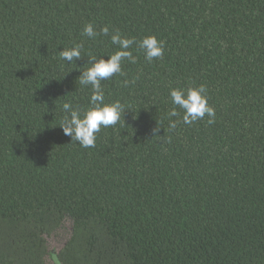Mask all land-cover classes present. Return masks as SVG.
<instances>
[{
	"label": "trees",
	"instance_id": "16d2710c",
	"mask_svg": "<svg viewBox=\"0 0 264 264\" xmlns=\"http://www.w3.org/2000/svg\"><path fill=\"white\" fill-rule=\"evenodd\" d=\"M117 30L136 63L101 83L126 111L83 148L61 106H88L77 77ZM201 84L214 123L171 128L170 90ZM0 264H264V0H0Z\"/></svg>",
	"mask_w": 264,
	"mask_h": 264
},
{
	"label": "clouds",
	"instance_id": "9594fccd",
	"mask_svg": "<svg viewBox=\"0 0 264 264\" xmlns=\"http://www.w3.org/2000/svg\"><path fill=\"white\" fill-rule=\"evenodd\" d=\"M109 32L108 26L101 29V33L105 36H108ZM101 33L95 30L93 23H87L82 35L92 39ZM111 43L118 45V50L99 59L89 53L87 64L91 66L80 71V75L77 77L82 87H91L88 106L82 108L79 105H74L71 101H65L61 106L63 116L59 127L65 136L70 137L71 141L77 142L83 148L94 147L97 140L96 134L100 132L101 128L116 125L126 111L125 105L119 100L106 102L105 91L101 82L110 79L117 73L124 75L122 70V62L124 60L136 63V57L129 50L136 41L134 38L122 37L117 30L111 35ZM138 47L144 51L145 58L149 62L154 58L162 57L164 54V42L155 35L144 37L139 42ZM82 49L83 43L65 47L62 51H59V57L66 62H76L82 59ZM122 83L127 86L129 83H135V80H124ZM206 91L207 89L203 84L198 87H189L187 89L177 87L170 90L169 95L172 104L184 111L182 121L170 119L171 128H176L180 122L191 125L203 119L205 115L209 117V124L214 123L215 109L209 105L208 97L205 94ZM168 116L169 118L179 117L180 113L176 110V107H173ZM153 131L158 132L157 129Z\"/></svg>",
	"mask_w": 264,
	"mask_h": 264
},
{
	"label": "rangeland",
	"instance_id": "374dc122",
	"mask_svg": "<svg viewBox=\"0 0 264 264\" xmlns=\"http://www.w3.org/2000/svg\"><path fill=\"white\" fill-rule=\"evenodd\" d=\"M71 228V223L66 222L59 232L55 233L54 235L49 236V245L51 249L59 250L63 247L66 239L69 236ZM52 263V262H51Z\"/></svg>",
	"mask_w": 264,
	"mask_h": 264
}]
</instances>
